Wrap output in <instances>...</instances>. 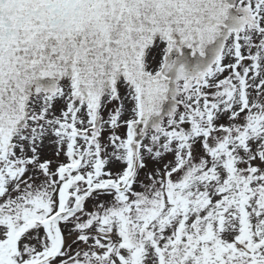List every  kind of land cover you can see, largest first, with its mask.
<instances>
[{"label":"snow or ice","instance_id":"6c2138e0","mask_svg":"<svg viewBox=\"0 0 264 264\" xmlns=\"http://www.w3.org/2000/svg\"><path fill=\"white\" fill-rule=\"evenodd\" d=\"M0 264H264V0H0Z\"/></svg>","mask_w":264,"mask_h":264}]
</instances>
